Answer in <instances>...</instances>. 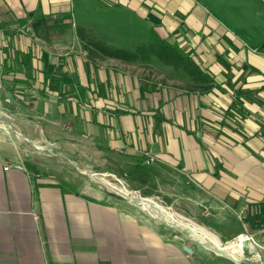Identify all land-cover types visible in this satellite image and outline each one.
<instances>
[{
	"label": "crops",
	"instance_id": "1",
	"mask_svg": "<svg viewBox=\"0 0 264 264\" xmlns=\"http://www.w3.org/2000/svg\"><path fill=\"white\" fill-rule=\"evenodd\" d=\"M127 15L206 79L150 54ZM122 40L132 45L112 46ZM93 44L143 49L127 61ZM0 94L17 147L29 140L98 172L189 179L193 214L214 233L169 221L234 257L181 243L85 178L0 147V264H253L237 256L241 240L220 239L244 228L264 238V0H0ZM254 205L262 211L241 212Z\"/></svg>",
	"mask_w": 264,
	"mask_h": 264
},
{
	"label": "rangeland",
	"instance_id": "2",
	"mask_svg": "<svg viewBox=\"0 0 264 264\" xmlns=\"http://www.w3.org/2000/svg\"><path fill=\"white\" fill-rule=\"evenodd\" d=\"M118 16L123 17L122 14H119ZM125 20L127 23H132L136 26H138L137 24H139L134 18L129 15L126 16ZM139 25L140 26H138L136 29L140 28L141 31L148 35V30L145 27L146 25L144 23H141ZM148 36L150 37V34ZM126 37L131 39L138 38L137 35H131L130 37H128L127 35ZM143 37L145 39V35H143ZM131 43L132 42H127V40H122L121 42H119V44L112 43V46L130 47V45H132ZM142 49L143 47L140 48V51ZM150 52L151 50L149 51V53ZM136 61L138 63H142L139 61H143V59ZM0 97H4L3 94H0ZM3 119L0 118V130L2 128V130L8 133H6V135L4 136L0 134V147H2L4 150L13 152L14 154L18 153V156L22 160H24V162H33V164H35L36 162H40L41 164H45L51 167L52 170L54 168L57 171L58 169L61 170L65 174V176L69 178H76L75 176L85 178V180L90 181V186L94 190L98 191V193H100L102 196L110 201H114L122 205L123 207L131 209L136 213V215L143 218L144 220L146 219L148 223L163 228L164 232L168 233L171 237L176 238L181 243L199 245L197 240L193 239L192 237L189 238L187 236L188 231L186 229H180L178 227L176 228V226L171 224V222L169 221V215L179 222L195 224V228H197V231L200 233H202V231L200 230L201 227L214 233L210 226H207L211 225V222H206L205 220H203V214H193L195 212L196 206H193L192 204L194 203L186 198L189 192H191L192 190V188L187 185L189 184V179L187 176V182H182L180 180L176 181V177H174L171 179H163L161 183L154 179H144L135 176L130 177V175L128 176V174H122L121 172L118 174L111 171H94L91 170L85 163L82 164L72 160H67L65 158L59 159L61 161L60 162L59 160L44 155L45 153L49 152L43 148L44 146L30 145L28 140L21 141L23 143V146L21 147H17L16 145H14V143L18 142L20 139L11 130L10 125L6 122H3ZM80 170H85L87 174H89V172H92L98 174L99 176H97V178H95L96 176L90 177L87 174H83ZM141 171L146 173L145 168ZM58 173L59 172H57V174ZM104 173L106 174V176L103 175ZM90 175L93 176L92 174ZM122 185L125 188L122 187ZM115 191H120L121 193H125L132 198L136 197L145 201H143V204L138 203V206L133 204L130 200L123 198ZM159 219H163L167 224L160 222ZM168 222H170L171 225L168 224ZM220 242L223 245L227 244V242H224L221 239Z\"/></svg>",
	"mask_w": 264,
	"mask_h": 264
},
{
	"label": "trees",
	"instance_id": "3",
	"mask_svg": "<svg viewBox=\"0 0 264 264\" xmlns=\"http://www.w3.org/2000/svg\"><path fill=\"white\" fill-rule=\"evenodd\" d=\"M150 34V44L148 45L147 49L153 51V53L163 60L167 64L172 65H182L185 68L193 71L194 73L199 74L203 79H206V76L203 72L192 62L188 57L174 44L168 43L165 39L160 38L156 32L151 29L149 31ZM99 51L113 56L119 59L132 61L137 58V53L139 50H129L123 48H105L98 44H93ZM140 49V48H138ZM142 166H149L143 165L142 161L140 162ZM140 169V166H137Z\"/></svg>",
	"mask_w": 264,
	"mask_h": 264
},
{
	"label": "built area",
	"instance_id": "4",
	"mask_svg": "<svg viewBox=\"0 0 264 264\" xmlns=\"http://www.w3.org/2000/svg\"><path fill=\"white\" fill-rule=\"evenodd\" d=\"M154 161V157L150 156L142 160V164L151 165L154 163ZM9 165H5L4 169L7 170L9 168ZM14 166L19 169H24L22 163H16ZM261 211L262 210L260 206L254 205L252 207H249L248 210L247 207H243L241 212L260 213ZM233 240H241L242 242L241 252L237 254L239 258L245 257L250 260L253 264H264V238L258 239L250 231L244 228L242 232L234 236L231 240L227 241V244L229 242H232ZM243 243L246 244V246H243Z\"/></svg>",
	"mask_w": 264,
	"mask_h": 264
},
{
	"label": "water",
	"instance_id": "5",
	"mask_svg": "<svg viewBox=\"0 0 264 264\" xmlns=\"http://www.w3.org/2000/svg\"><path fill=\"white\" fill-rule=\"evenodd\" d=\"M31 145H35V144L31 143ZM115 192L120 194L123 198L130 200L133 204L138 205L137 201L134 198L130 197L129 195H127L125 193H121L120 191H115ZM159 220H160V222L167 224L163 219H159ZM178 230H180V229H178ZM187 236L189 238H191V236H189V235H187ZM197 242L199 244H201L202 246H204L205 248H208V249L212 250L216 254L225 255V256L233 259V257L227 251H224V250H221V249L217 248L216 246L212 245L210 242H207V241L206 242L205 241H203V242L202 241H197ZM243 246H246V244L243 243Z\"/></svg>",
	"mask_w": 264,
	"mask_h": 264
},
{
	"label": "bare ground",
	"instance_id": "6",
	"mask_svg": "<svg viewBox=\"0 0 264 264\" xmlns=\"http://www.w3.org/2000/svg\"><path fill=\"white\" fill-rule=\"evenodd\" d=\"M19 137H20V136H19ZM28 141H29V140H28ZM29 142H30V141H29ZM39 150H40V149H39ZM89 173H91L93 176H96V177L99 176L98 174H95V173H92V172H89ZM89 175H90V174H89ZM90 176H91V175H90ZM101 176H102V175H101ZM133 198H134V197H133ZM187 231H188V230H187ZM204 241H205V240H204ZM233 241H234V240H233ZM233 241H232V242H233ZM230 243H231V242H230ZM241 243H242V242H240V244H239L238 252H241ZM236 258H237V257H236Z\"/></svg>",
	"mask_w": 264,
	"mask_h": 264
}]
</instances>
